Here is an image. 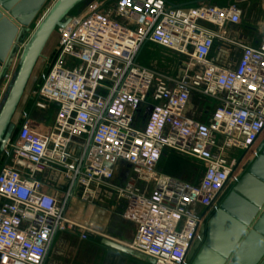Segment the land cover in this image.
I'll return each mask as SVG.
<instances>
[{
	"label": "built area",
	"instance_id": "2783aa9c",
	"mask_svg": "<svg viewBox=\"0 0 264 264\" xmlns=\"http://www.w3.org/2000/svg\"><path fill=\"white\" fill-rule=\"evenodd\" d=\"M240 21L235 5L179 8L166 0H93L69 17L29 94L31 108L55 109L52 127L36 128L23 111L0 151V264H44L60 233L100 235L70 219L74 196L92 200L119 162L151 171L165 151L201 162L203 175L196 185L157 176L149 196L117 189L136 223L128 248L154 264H187L200 226L264 140V30L259 48L241 46L234 65L211 57L216 44H235L223 28ZM146 44L188 57L179 79L137 64ZM11 76L0 83V103ZM194 92L216 105L207 124L185 114ZM50 173L64 178L61 193L47 195L42 179Z\"/></svg>",
	"mask_w": 264,
	"mask_h": 264
},
{
	"label": "water",
	"instance_id": "95a60500",
	"mask_svg": "<svg viewBox=\"0 0 264 264\" xmlns=\"http://www.w3.org/2000/svg\"><path fill=\"white\" fill-rule=\"evenodd\" d=\"M86 0H54L17 59L15 74L0 105V151L12 135L13 117L31 74L52 34L65 26L70 13ZM48 0H0V83L15 63L21 38ZM52 191L48 190L47 195ZM101 246L154 264L150 258L100 238ZM187 264H264V140L256 157L200 226L186 255Z\"/></svg>",
	"mask_w": 264,
	"mask_h": 264
},
{
	"label": "rangeland",
	"instance_id": "374dc122",
	"mask_svg": "<svg viewBox=\"0 0 264 264\" xmlns=\"http://www.w3.org/2000/svg\"><path fill=\"white\" fill-rule=\"evenodd\" d=\"M91 1L93 0H86L85 2L80 4L76 9H74L70 13L69 17L80 15L82 12H84V10ZM252 1H253L252 2L253 6L257 2L259 3V0H252ZM53 3L54 0H48L47 4L38 13L36 18L34 19V22L30 25L29 31L25 33V35H23V37L21 38V42L19 45L20 48L27 42L30 35L37 27L38 25L37 23L41 21V19L47 13V11L49 10V8L52 6ZM230 4H233L232 0H221V2L216 3L214 7L230 5ZM239 6L243 7L244 3L240 2ZM253 8H252V12L254 11ZM244 24L245 23L242 22V25ZM213 31L217 33V29ZM56 40H57V30L50 37L42 53L41 58L38 60L31 74L29 82L26 86L27 91L30 87L34 88L37 85L38 76L44 70L45 60H46L45 58L51 55V50L53 49ZM213 57L214 58L216 57V52L213 53ZM16 61L17 59L15 58V63L7 72V73H12L11 80L16 71V65H17ZM137 64L140 67L145 68L149 71L160 74L162 76H166L173 80H177L182 75V70H184V66H187L188 64V57L180 56L176 54L174 51L153 44H146L139 53V56L137 58ZM4 96L5 95H3V99ZM190 101L195 110V114H197V117L199 118V120H195V121L200 123L199 121L201 120L202 123H207L212 112L216 107L214 102H212L207 97L202 96L198 92H194L193 95H191ZM28 112H29V118L34 122V126L36 128L48 129L52 127L54 114H55V109L52 106H49L45 110H37L35 108H30ZM143 113L144 112H142V115ZM14 121L15 119L12 120L13 124ZM165 152L162 154L163 157L166 154ZM177 155H179L178 157L181 159L168 154L166 160L159 165L158 169L161 172L170 176H175L178 173L190 174L191 172L190 181L198 182L202 177V171L204 169V166L200 164L201 162L195 161L194 165L192 166L189 163H186V161H184L186 160L185 158L188 157H185L180 154ZM252 161L253 160H250L248 163ZM50 174H45L44 178H49L51 176ZM232 187H230V190ZM112 200L113 199H111L110 201L112 202V205L114 206V208H116V210L114 213H110L109 217L107 216L108 220L103 221V223L107 227V232L105 235L104 233H101L100 235H90L87 241H80L77 235L60 233L59 235L56 236L55 240L53 241L48 251L44 264H149L142 261L141 262L134 261L125 255H122L115 251H111L100 245L99 243L100 238H104L128 248L133 238V229L128 223L123 221L120 215V209H118L119 207L116 206L117 203ZM222 200L223 197L221 201ZM107 203L108 202H106V204ZM120 206L123 205L121 204ZM97 217L95 218V220H99L102 222L101 215H98Z\"/></svg>",
	"mask_w": 264,
	"mask_h": 264
},
{
	"label": "crops",
	"instance_id": "0c3cea01",
	"mask_svg": "<svg viewBox=\"0 0 264 264\" xmlns=\"http://www.w3.org/2000/svg\"><path fill=\"white\" fill-rule=\"evenodd\" d=\"M172 7H179V8H191V7H199V6H214L216 3H220L221 0H166ZM233 4L219 6L218 8L228 7L231 5H235L241 11V23L238 25H231L227 24L223 28V32L225 33V38L230 41L231 43H235L232 46H226L223 44H216L211 52V57L214 59V62L221 67H227L234 65L240 55V48L241 46L258 49L260 46L261 36L264 30V0H259V3L252 4V0H232ZM244 3L243 7L239 6V3ZM217 7V6H215ZM254 7V8H253ZM252 8L254 11L252 12ZM242 22L245 24L242 25ZM210 30L212 29L210 26H205ZM216 52V57H213V53ZM33 88H27L23 94V97L19 103L17 111L13 119L15 127L20 121V114L23 111H27V107L30 104L29 94ZM147 101L143 104L140 108L139 113L136 116V127L142 128L143 126V119L148 114V106ZM142 112L143 115H142ZM185 114L187 117L192 118L193 120H199L197 114H195V110L191 104L189 99L186 107H185ZM211 118V116H210ZM210 118L208 122L210 121ZM202 123V121H199ZM207 122V123H208ZM202 123V124H207ZM166 154L160 157L157 164L151 171L141 170L136 171V168L133 166L119 162L114 166L110 167L111 177L106 181L104 188H101L97 191L92 200H84L79 197V195H75L74 198L71 200L69 205V217L75 222L80 224L93 227L94 229L99 230V233L107 232V227L103 223V221L108 220L110 213H114L116 208L112 205V202L115 201L117 203L118 209H120V215L124 222L128 223L131 228L133 229V238L136 233V223L134 220L126 218V196L118 192L117 189L123 190V193H128L132 195H142V196H149L153 190L154 180L157 176H164L169 177L171 179L183 182L189 185H196L198 182H191V172L190 174L187 173H178L175 176L167 175L161 172L158 167L159 165L164 162L167 158V155L170 154L176 158H179L173 151H166ZM186 157V156H185ZM181 159V158H179ZM186 163L190 165H194L195 161L192 158H185ZM194 161V162H193ZM202 164V163H200ZM204 166V164H202ZM204 169L202 171L203 175ZM49 178L42 179L46 188L52 191V193H61L66 186L64 178L61 175L57 174H50ZM230 192L229 190H225L222 194L223 199L227 196ZM106 202H108L106 204ZM111 202V205H110ZM123 206H120V205ZM101 210V211H100ZM101 215V221L95 220V218ZM108 216V217H107ZM98 218V217H97ZM72 235V234H71ZM132 242V241H131ZM134 261H140L130 256H127ZM128 259V258H127ZM141 262V261H140Z\"/></svg>",
	"mask_w": 264,
	"mask_h": 264
},
{
	"label": "trees",
	"instance_id": "16d2710c",
	"mask_svg": "<svg viewBox=\"0 0 264 264\" xmlns=\"http://www.w3.org/2000/svg\"><path fill=\"white\" fill-rule=\"evenodd\" d=\"M30 108H31V102H30V104H29L28 107H27V111H29Z\"/></svg>",
	"mask_w": 264,
	"mask_h": 264
},
{
	"label": "flooded vegetation",
	"instance_id": "af4514ba",
	"mask_svg": "<svg viewBox=\"0 0 264 264\" xmlns=\"http://www.w3.org/2000/svg\"><path fill=\"white\" fill-rule=\"evenodd\" d=\"M16 130H17V127H15V128H14V130H13V133H12V134L16 133Z\"/></svg>",
	"mask_w": 264,
	"mask_h": 264
}]
</instances>
